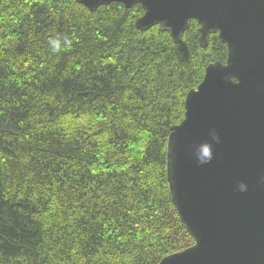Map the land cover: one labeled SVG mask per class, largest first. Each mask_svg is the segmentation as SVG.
I'll return each instance as SVG.
<instances>
[{"label":"trees","instance_id":"trees-1","mask_svg":"<svg viewBox=\"0 0 264 264\" xmlns=\"http://www.w3.org/2000/svg\"><path fill=\"white\" fill-rule=\"evenodd\" d=\"M142 13L0 0V264H157L193 243L167 137L227 49L216 33L201 47L194 19L179 43L141 31Z\"/></svg>","mask_w":264,"mask_h":264},{"label":"water","instance_id":"water-1","mask_svg":"<svg viewBox=\"0 0 264 264\" xmlns=\"http://www.w3.org/2000/svg\"><path fill=\"white\" fill-rule=\"evenodd\" d=\"M76 1L92 12L140 4L135 27L157 26L175 43L194 19L201 47L210 33L226 45L170 126L166 177L193 243L157 264H264V0Z\"/></svg>","mask_w":264,"mask_h":264},{"label":"clouds","instance_id":"clouds-1","mask_svg":"<svg viewBox=\"0 0 264 264\" xmlns=\"http://www.w3.org/2000/svg\"><path fill=\"white\" fill-rule=\"evenodd\" d=\"M64 41H65V43L68 44V45L71 44V41L68 40L67 37L64 38ZM49 43H50V45H51V48H52V51H53V52H57V51H59V50L61 49V41H60L59 38L51 39V40L49 41ZM204 153H205L206 155L209 154V149H208L207 146L204 148Z\"/></svg>","mask_w":264,"mask_h":264},{"label":"flooded vegetation","instance_id":"flooded-vegetation-1","mask_svg":"<svg viewBox=\"0 0 264 264\" xmlns=\"http://www.w3.org/2000/svg\"><path fill=\"white\" fill-rule=\"evenodd\" d=\"M198 25H199V24H198ZM198 28H199V27H198ZM197 31H198V29H197ZM210 34H211V33H210ZM210 34H209V35H210ZM212 34H214V33H212ZM216 34H217V33H216ZM209 35H208V36H209ZM217 36H218V35H217ZM198 37H199V33H198ZM198 43H199V42H198ZM207 43H208V38H207Z\"/></svg>","mask_w":264,"mask_h":264}]
</instances>
